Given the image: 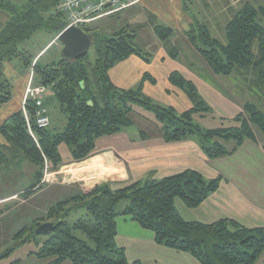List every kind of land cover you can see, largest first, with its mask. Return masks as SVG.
Here are the masks:
<instances>
[{"label": "trees", "instance_id": "obj_1", "mask_svg": "<svg viewBox=\"0 0 264 264\" xmlns=\"http://www.w3.org/2000/svg\"><path fill=\"white\" fill-rule=\"evenodd\" d=\"M60 0H28L21 9L0 0V12L6 20L0 29V106L12 96L10 82L4 77V64L18 60L25 71L32 70L33 86H42L52 95L65 118L62 132L50 128L38 129L34 120V104L26 101L24 108L32 135L28 131L23 110L12 114L0 125V135L6 145H0V168L7 159L21 157L34 167L32 182L24 195L43 188L45 164L57 170L63 163L59 148L66 145L70 160L79 163L92 157L96 141L132 127L133 105L153 112L161 139L166 143L194 139L204 156L210 160L230 156L244 141H257L255 129L261 135L264 151V114L250 102L230 120L229 127L203 128L195 115H210L212 108L199 95L196 87L174 72L169 77L172 86L187 96L191 107L181 113L172 107L155 105L142 94L144 76L136 88L120 89L109 79L108 72L119 62L135 55L149 61L136 45V31L120 29L109 37H95L91 29L82 26L95 46V59L84 57L41 66L20 45L40 30L56 38L66 27L63 15L54 12ZM185 1V0H184ZM186 8V4L184 3ZM264 7L257 0H245L231 13L224 32V43L213 37L209 28L193 21L185 33L191 47L206 62L211 72L220 77L235 78L243 91L264 99ZM158 37L166 44L171 29L156 25ZM167 46V45H166ZM171 56H176L175 50ZM155 83L154 80H150ZM230 124V123H228ZM139 138L148 135L139 131ZM6 153L8 155H6ZM223 179H206L200 173L186 170L160 180L146 179L113 189L109 183L94 186L86 193L72 194L66 201L52 206L46 217L35 225L23 228L16 238L24 244L39 246L32 253L39 259L50 258L49 264H128L123 248L116 245V218L128 217L142 229L154 235L157 245L186 253L200 264H256L264 255V229L247 228L232 219L211 224L188 222L176 208L180 201L188 209L200 207L218 191ZM125 202L119 212L117 207ZM84 209L74 222L67 218L73 210ZM45 222L57 223L47 237H36L34 230ZM26 232L29 235L26 237ZM43 238V241L41 239ZM11 249L0 255L8 257ZM133 264H144L136 261Z\"/></svg>", "mask_w": 264, "mask_h": 264}, {"label": "crops", "instance_id": "obj_2", "mask_svg": "<svg viewBox=\"0 0 264 264\" xmlns=\"http://www.w3.org/2000/svg\"><path fill=\"white\" fill-rule=\"evenodd\" d=\"M240 2L242 0H194L192 3L196 8L192 13L185 9L184 0H140L138 4L121 13L94 20L85 27L88 28L106 18H116L118 21L124 19L121 29L130 28L136 31L135 41L138 42V48L149 55V61L145 62L135 55L128 57L109 70L110 81L116 87L127 90L138 86L146 76L148 83L143 82L142 88L149 97L153 93H158L162 96L171 94L180 98L182 108L176 103L173 105L176 107L175 110L181 113L189 109L191 104L184 92L169 82L170 75L176 72L191 82L203 100L212 108L213 113L208 115L210 117L198 115L196 121L204 126L203 128L215 129L224 126L232 116L239 113L243 102L235 99L236 94L230 93L229 97L227 94L222 96L215 91L209 81L217 76L211 72L208 65L203 74L195 72V67L198 68V65L202 68L206 66L202 57L186 40L185 33L190 29L194 19L205 24L211 34L216 30L221 32ZM5 20L6 16L0 12V29ZM156 25L171 29L172 34L167 44L155 33ZM143 31H145L144 35ZM140 38L145 44L154 47L142 48L143 46L139 44ZM54 39L40 48L36 59L54 42ZM169 49H172V53L176 50L177 55L171 56ZM18 66L4 64V75L11 84L12 96L9 102L0 106V125L22 109L30 74L28 71L23 75L17 74ZM150 80H154L155 83H151ZM43 102L46 107L52 105V108L58 109L49 92L43 98ZM52 125L54 126V122L52 123L50 119L49 128H52ZM51 130L55 131L54 128ZM145 133L148 135L145 139H140L139 134L129 136L127 130L102 137L96 141L94 156L82 163L71 162L68 152L66 158L62 157L63 163L69 164L66 166L67 170L62 168L56 172L58 185L76 184L83 193L101 183L124 186L146 179L160 180L192 170L208 180L219 176L223 181L218 191L196 209H188L180 201H176V208L184 220L211 224L222 219H232L247 228L264 229V151L261 148V140L257 137L255 142L246 140L232 155L210 160L204 156L194 139L166 143L161 139L159 131ZM0 145H6L1 135ZM7 160V165L0 168V173L6 171L8 166L23 164L21 157ZM29 172L33 177L34 167ZM11 174L9 180L16 179L19 175L17 170L16 173L12 171ZM49 187L23 197H30L33 200L39 193L47 190L51 192ZM19 193L24 192H11L0 197V216L5 209L7 210L3 204ZM57 195L56 193L53 196L49 195V199L50 197L56 199L59 197ZM35 209L37 210L36 207ZM116 226L115 242L118 247L125 250L128 264L136 261L144 264H200L186 253L157 245L152 232L142 229L128 217H119ZM26 253L24 259L27 262L32 260L31 262L36 264H46L32 252ZM62 264L72 263L65 261ZM256 264H264V255Z\"/></svg>", "mask_w": 264, "mask_h": 264}, {"label": "rangeland", "instance_id": "obj_3", "mask_svg": "<svg viewBox=\"0 0 264 264\" xmlns=\"http://www.w3.org/2000/svg\"><path fill=\"white\" fill-rule=\"evenodd\" d=\"M12 5H14L17 9L23 8L27 4L28 0H5ZM194 0H185L186 8L190 12H194L196 6L193 5ZM245 1V0H242ZM249 1H255V0H249ZM258 3L264 7V0H257ZM124 19L118 21L116 18H106L101 20L100 22H96L92 24L91 26H88L89 29L92 30L90 34H95V37H109L113 33L118 32L121 27H122V22ZM264 25V21H263ZM125 26V25H123ZM135 27V26H134ZM133 28V27H131ZM145 31L142 32L144 35ZM213 37L217 38L220 42L224 43V32L221 30V32L213 31L212 32ZM54 39V35L50 32H47L45 30H40L32 36V38L28 41L23 42L20 45V49L26 50L27 52L30 53L32 57H37V55L40 52V48L44 46L47 42L50 40ZM140 43L143 47L142 48H149L152 49L154 47L151 44H145L143 40L140 38ZM136 45L138 46V42L136 41ZM139 47V46H138ZM95 46L92 44L90 48L87 51V55L90 60L95 59ZM145 52V51H144ZM62 46L61 44L57 41V39H54V42L47 47V49L41 54L40 57L37 58V61L39 65L41 66H46L47 64L51 63H56L60 59H62ZM178 57V56H177ZM12 65H19L16 68L17 74L23 75L26 71L21 67V64L18 60H13L10 62ZM203 64L206 66L205 68H202V66L198 65V68L195 67V72H200L203 74V71L207 69V64L203 61ZM32 72L29 71V74ZM4 75V73H3ZM5 77V75H4ZM235 78L233 77L232 79L228 77H220L217 76L213 78L211 81H209L210 84H212V87L215 89L217 93L220 95L224 96V94H227L230 97V93L236 94L235 99L238 100V102H250L255 104L258 109L264 114V99L261 97H258L256 94L244 91L242 92L241 88L238 87L236 84ZM145 83H148L146 81ZM13 86V85H12ZM137 85L131 88H136ZM15 88V87H14ZM15 90V89H14ZM226 91V92H225ZM48 94V91H46L43 94V98L45 95ZM142 94L146 97H149V95L143 90ZM152 102L155 105H160L163 107H172L176 108L173 103H176L177 106L182 108V100L180 98H176L175 96L171 94H166V96H162L161 94L158 93H153L151 97H149ZM227 99V98H226ZM43 100V99H42ZM44 105V102H43ZM45 106V105H44ZM46 107V106H45ZM58 109L59 106L57 105ZM47 110H48V115L49 118L52 120V123L54 122V126L52 125V128L50 129H55V133L62 132L64 129V123H65V118L64 116L59 112L57 108H52V105H47ZM133 110L134 113L132 115V120H133V125L132 127L127 129V132L129 136L137 135L139 131H145V132H150V131H158L159 126H156V120L154 119V114L153 112L149 110H145L143 107H141L138 104L133 105ZM238 114V113H237ZM236 114V115H237ZM235 115V116H236ZM196 116H194V120L196 123ZM210 117V116H208ZM234 116H232L231 119H233ZM213 121V120H212ZM199 122L202 123V121L199 120ZM230 123V124H228ZM199 124V123H198ZM200 125V124H199ZM231 125L230 119L224 126L229 127ZM204 127V126H203ZM255 135L256 137L262 141L260 133L255 129ZM60 154L63 158H66L68 155V149L66 145H61L59 148ZM6 155H8L6 153ZM94 156V154H93ZM97 156V155H96ZM8 157H10L8 155ZM91 158V157H90ZM88 158V159H90ZM10 159V158H9ZM20 159V157H19ZM87 159V160H88ZM23 160V164L16 163L13 165V167L8 166L6 171H3L0 173V197L6 196L7 194H11V192H25L29 186V184L32 182V176L29 171L30 169H33V165L30 164L28 161L25 159L21 158ZM84 162V161H82ZM79 162V163H82ZM21 163V162H20ZM19 164V165H18ZM47 166V170L45 167ZM44 167V175H48V179H52V183L48 184L47 186H50L51 192H46L39 193L33 200L30 197H23L21 193H19L17 196H14L9 199L7 203L3 204L5 205L4 207L7 208L5 209L0 216V255L4 254L5 252L15 248V246L18 245V243L21 241L20 238H16V235L25 227L28 226H33L37 222V220L44 216L46 217L49 209L61 202L66 201L69 197L72 196V194H77V193H82L81 188H78L76 184H70V186L64 185V186H59L57 183V177L58 175L56 172L58 170L65 169L67 170L66 166H69L68 163H62L60 167H58L57 170H51L50 166L46 164ZM65 166V167H63ZM61 168V169H60ZM16 170L18 171V176L16 179L9 180V177H11V172L14 171L16 173ZM45 186V185H43ZM96 186V185H95ZM126 186V185H124ZM122 185H112V188L119 189L121 187H124ZM60 187V188H59ZM94 187V186H93ZM92 187V188H93ZM92 188L88 189L86 192L90 191ZM42 189V188H41ZM86 192H83L86 193ZM56 193L57 197L56 199H52L49 195L53 196V194ZM31 194V193H30ZM29 194V195H30ZM28 195V196H29ZM26 198V199H25ZM19 203V204H18ZM126 206L125 202H122L119 204L117 207V210L121 212ZM37 208V210L35 209ZM1 210V207H0ZM84 209L80 210H73L70 214L69 217L67 218L68 222H74L77 220L82 214H84ZM119 217L116 218V220ZM33 222V223H32ZM45 223H51V222H45ZM26 237L29 235V232H26ZM153 234V233H152ZM43 241V238L41 239L40 242ZM39 246L34 245L33 243L31 244H26L19 246L15 248L12 253L6 257L5 259L0 261V264H36L34 262H27L24 259V255H26V252H36L38 251ZM36 260V259H35ZM46 262V264H49L51 259L50 258H44L41 259ZM18 261V262H17ZM37 261V260H36ZM17 262V263H16ZM39 264V263H38Z\"/></svg>", "mask_w": 264, "mask_h": 264}, {"label": "built area", "instance_id": "obj_4", "mask_svg": "<svg viewBox=\"0 0 264 264\" xmlns=\"http://www.w3.org/2000/svg\"><path fill=\"white\" fill-rule=\"evenodd\" d=\"M139 1L140 0H60L54 12L65 17L67 26L81 27L94 20L121 13L138 4ZM46 91L47 89L42 86H33L31 72L22 101L23 114L27 122L28 131L31 135L32 132L24 105L26 101L29 100L34 104V120L36 127L38 129H47L50 125V120L48 111L43 105L42 100L43 94ZM45 169L47 170V166ZM52 182V179H48V175L46 174L43 176L40 185L47 186Z\"/></svg>", "mask_w": 264, "mask_h": 264}, {"label": "water", "instance_id": "obj_5", "mask_svg": "<svg viewBox=\"0 0 264 264\" xmlns=\"http://www.w3.org/2000/svg\"><path fill=\"white\" fill-rule=\"evenodd\" d=\"M57 41L62 46L63 58L77 60L87 54L88 49L92 45L91 38L85 31L76 26L66 27L57 37ZM57 223H44L34 230L36 237L50 236Z\"/></svg>", "mask_w": 264, "mask_h": 264}]
</instances>
